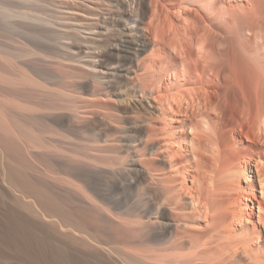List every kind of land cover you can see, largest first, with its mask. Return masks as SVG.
<instances>
[{"label": "bare ground", "instance_id": "1", "mask_svg": "<svg viewBox=\"0 0 264 264\" xmlns=\"http://www.w3.org/2000/svg\"><path fill=\"white\" fill-rule=\"evenodd\" d=\"M149 5L144 9L136 0L134 22L122 23L105 47L118 56L105 71L122 80L127 59L135 60L130 97L148 115L128 127L143 125L141 138L154 143L152 149L132 144L128 154H114L106 135L100 155L90 147L87 159L93 172L100 169L110 195L103 204L87 195L90 206L69 207L66 199V207L20 168L22 149L11 144L16 161L4 166L3 180L34 202L21 195L0 200V243L23 261L264 264V10L256 0ZM236 65L249 77L247 93L234 77ZM4 75L0 80L12 86L15 81ZM20 80L41 85L23 74ZM238 98L241 107L235 106ZM88 99L108 121H118L110 93L93 92ZM18 102L12 106L23 109ZM2 114L0 142L11 143L12 123ZM50 143L32 147L48 151ZM36 205L47 223L38 220Z\"/></svg>", "mask_w": 264, "mask_h": 264}, {"label": "rangeland", "instance_id": "2", "mask_svg": "<svg viewBox=\"0 0 264 264\" xmlns=\"http://www.w3.org/2000/svg\"><path fill=\"white\" fill-rule=\"evenodd\" d=\"M256 2L264 10V0ZM141 5L149 9V0H141ZM75 9L79 10L78 14ZM135 12L136 0H0V75L10 76L18 84L14 82L10 86L0 80L1 114L12 123L11 143L0 142V200L11 202L16 195H21L26 201L34 202L32 196L3 180L4 166L16 161L17 151L11 144L22 149L25 163L20 168L31 179L55 193L61 201L64 199L65 205L70 202L77 206H90L87 200L90 196L103 204L105 195L111 193L102 183L100 169L93 172L88 166L90 147H97L96 153L100 155L108 135L113 139L114 154H128L132 144L152 149L154 143L141 138L143 125L128 127L136 122L137 116L142 120L148 115L146 110L136 107L130 97L135 60L127 59L130 68L128 76L122 80L105 71L106 62L113 64L112 61L118 59L115 51H105V47L120 34L122 23L134 22ZM132 33V36L137 34ZM88 62L90 67L86 65ZM22 74L37 80L44 90L21 83ZM234 77L247 93L249 77L247 79L242 67L236 65ZM97 91L110 93L117 122L103 117L96 102H88L90 94ZM25 92L28 94L24 95ZM30 92H37L38 96H30ZM12 101L23 103L24 108L16 110ZM248 101H251L250 96ZM33 104L38 105L40 111ZM243 105L239 98L235 101L236 107ZM11 119L18 122L19 127ZM33 135L38 138L32 139ZM33 143H50L56 148L36 150ZM149 150L146 151L151 153ZM71 204L68 206H76ZM36 209L40 214L38 220L47 223L46 214L37 205ZM6 249L0 243V264H31L12 249Z\"/></svg>", "mask_w": 264, "mask_h": 264}]
</instances>
